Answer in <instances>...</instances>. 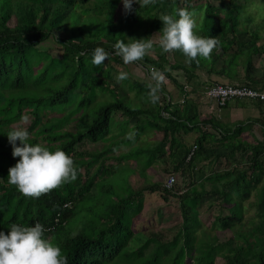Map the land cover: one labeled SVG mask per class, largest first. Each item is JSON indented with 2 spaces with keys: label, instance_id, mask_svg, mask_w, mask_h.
Here are the masks:
<instances>
[{
  "label": "trees",
  "instance_id": "1",
  "mask_svg": "<svg viewBox=\"0 0 264 264\" xmlns=\"http://www.w3.org/2000/svg\"><path fill=\"white\" fill-rule=\"evenodd\" d=\"M236 1L156 0L147 6L134 3L133 10L126 11L125 15L131 19L126 20L118 15L122 0H0V230L7 232L12 223L48 224L60 211L61 222L53 231L45 233L48 238L74 214L76 202L91 194L97 180L114 169L112 164L104 167L102 163L106 159L114 157L118 163L137 159L146 168L169 158L172 171L188 182L181 186L177 180L170 190L160 183L150 184L119 196L108 205L111 214H95L94 221L88 222L93 226L89 235L70 232L62 241L68 264L109 263L123 248L121 235L133 234L132 217L127 208L134 206L143 194L156 191L164 201L175 198L180 221L144 231V240L142 233L137 232L135 264H264V121L250 119L263 126L262 137L250 143L240 136L243 125L238 120L223 123L214 115H201L199 110L201 94L212 83H218L207 84L211 78H226L230 81L223 83L264 90V35L260 36L252 28L240 32L243 6ZM194 2L202 3L205 12L197 24L198 34L215 36L227 45L219 51L214 48L209 58L198 57L199 62H189L182 51L174 50L181 52L175 53L184 58L180 61H185L188 67L179 60H170V52L160 48L154 56L146 54L142 60L130 63L139 64L147 75L152 69L163 71L166 79L180 91V98L173 100L161 88L160 99L155 104L148 96L145 103L132 105L124 89L101 76L98 66L92 64L97 38L102 44L99 46L112 53L108 59L125 64L113 47L120 39L132 40L126 38L125 28L136 23L150 36L159 37L163 28L159 17L175 14L179 8L192 11ZM222 4L227 5L228 15L221 12ZM51 39L63 52L54 54L40 47ZM256 57L261 60L260 66ZM169 70H182L184 82H179ZM199 71L207 78H202ZM62 79L65 82L61 83ZM56 80L61 85L54 88ZM135 83L138 88L144 87L142 83ZM77 87L110 91L115 98L100 105L90 121L83 115L76 118L80 111L56 110L69 101ZM144 91L148 95L149 85ZM89 102L90 99L82 101L78 107ZM253 103L264 114V99H255ZM48 113L51 115L47 116ZM117 113L121 120L115 119ZM25 115L30 117L27 128L32 135L31 142L62 148L74 158L78 169L76 180L38 198L26 197L14 184L8 183L7 177L9 167L19 159L12 155L7 132ZM130 120L134 122V138L112 134L111 122L123 126ZM148 128L158 130L160 139L134 151L114 154L120 146L135 142ZM191 132L195 138L188 146L181 137ZM85 141L102 142L103 147L77 151L78 145ZM191 150L193 153L187 159ZM221 160L227 162V168L193 178L192 170L200 162ZM94 165L95 170L83 179L80 169L87 171ZM69 200L72 207L62 208ZM205 200L207 206L216 210L209 225L200 218V207ZM124 221L127 226L123 225Z\"/></svg>",
  "mask_w": 264,
  "mask_h": 264
},
{
  "label": "rangeland",
  "instance_id": "2",
  "mask_svg": "<svg viewBox=\"0 0 264 264\" xmlns=\"http://www.w3.org/2000/svg\"><path fill=\"white\" fill-rule=\"evenodd\" d=\"M201 2V1H199ZM237 4L242 5L243 9L241 10V25H239V28L241 29L240 32H243L245 30L253 29L260 36L264 35V4L261 0H237ZM245 5V6H244ZM192 11L195 12L196 18H197V24L200 23L202 20L205 12L204 5L196 4L194 2ZM118 15L121 17H125L127 15L123 3L121 2L118 6ZM221 12L225 15H228V9L226 4L221 5ZM153 13V11H152ZM119 18V16H118ZM122 19V18H120ZM123 19L130 20L131 16L125 17ZM250 19V20H248ZM224 25L227 23L223 22ZM249 32V31H247ZM125 36L126 38L131 37L132 39L136 38H151L154 40L158 39V36H150L147 34V32L144 31V27L140 26L136 23H133L130 27L125 28ZM95 40L96 45H102L100 43L99 38ZM77 40V39H75ZM104 44V43H103ZM227 45L226 42H220L219 46L217 47L218 51L221 50V47H224ZM158 46V45H157ZM155 46L152 50H150L147 54L150 56H154L156 51H159V47ZM42 49H47L50 52L57 54L59 52H63V49L58 44H55L52 39L48 40L47 42L40 45ZM181 54V52L178 51H172L170 52L169 59L172 61H180V59H184L183 57H180L178 54ZM181 62V61H180ZM185 62V61H184ZM184 66L188 67L187 63H184ZM256 62L261 65V60L256 57ZM167 67V65H165ZM98 73L102 76H104L105 79L111 80L112 83L116 84L117 86H121L124 89V92L127 94V97L132 103V105L141 104L142 102H146L148 99L147 92L144 91V89L150 85L151 83H154L151 77V73L153 70L150 71V74H145L142 67L132 64H123V63H115L114 61L110 59H106L105 62L98 66ZM120 71H127L129 73V76L121 81H118L116 79L117 74ZM169 72L176 77V79L179 82H184V74L181 70H169ZM202 78H207L202 72L199 71L198 73ZM66 79H62L61 83L65 82ZM55 83H58L57 85L54 83V88L59 87L60 80L54 81ZM142 83L144 87L138 88L136 86V83ZM240 82V81H237ZM211 82L209 81L210 84ZM241 83V82H240ZM162 89L169 94V96L172 97L173 100H177L180 97V91L178 88H176L174 85H172L167 79L162 85ZM115 98V95L108 91V92H102L99 88L94 89L93 91L85 89V87H77L68 98L69 101L65 102L62 106H57L56 110H64L63 112H71L74 113L76 111H80V115H78L76 118H79L80 116H84V119H88V121L91 120L96 110L99 108L100 105L106 104L110 101H112ZM87 99H90V102L84 106H79L80 102H87ZM246 100V101H244ZM126 101V100H125ZM254 100H248V99H242V100H234L229 103V109L230 107H233L232 110H238L240 109L244 114L241 116H233L232 122H235L238 120V122H241L243 125V130L241 133V137L246 140L247 142L253 143L256 138L262 137V129L263 126L261 124L252 122L250 119H257L261 118L264 121V114L262 112H259L256 110H250V109H244V106L242 103L248 104L247 106H251V103H253ZM134 103V104H133ZM199 105H201L202 110L201 115L208 116L209 113L205 112L204 110L206 107L210 106V103L205 99L204 93L201 94ZM239 106V107H238ZM243 106V107H242ZM223 109V110H222ZM219 111L224 112V106L220 107L218 109ZM213 112V111H211ZM213 113H211L212 115ZM51 113H48L47 116H50ZM116 120H121L119 113L115 114ZM218 116H220L218 114ZM24 117H27L26 120L21 119L17 123L13 124L14 127L16 126H26L30 122V117L28 115H25ZM218 118V117H217ZM220 119V118H219ZM252 122V123H251ZM230 123V122H229ZM71 124V123H70ZM68 124V125H70ZM67 125V126H68ZM69 128H73V125L71 124ZM134 129V122L128 121L125 125H121L119 123H112L111 122V130L112 134L116 137L121 136H127V133L133 131ZM161 137V133L158 130H152L150 128L145 129L142 134L139 136L135 142L132 144L126 145V146H120L116 149L114 154H119L122 151H127L131 149V151H134L135 148H139L140 146H146L151 143L152 140H158ZM32 138V135L30 139ZM195 138V133L191 132L189 134H184L181 139L185 141V143L188 146H191L193 144V140ZM103 147L102 142H90L85 141L84 143H81L77 147V151H94L99 150ZM221 152H224V149L220 150ZM134 157V156H133ZM145 160V159H144ZM122 163H118L117 160L113 158L106 159L102 164L107 167H109L110 164L114 166V169L110 171L109 173H106L105 175L101 176L98 180L96 185H94L93 188H91L90 193L86 194L85 197L79 199L74 207V214L69 216V218L65 221L64 225L62 226L59 231L51 234L48 239H50L53 243L58 244L60 247L62 245V241H64L67 237V235L70 232L79 233L83 232L86 235H89L90 228L93 226L88 225L89 221H94L92 219L95 218V214H105V212H109L108 205L112 204L117 200L119 196L128 195L130 191L137 192L138 190H141L147 186H150V184H162L165 176L170 172L172 173V166L170 163L169 158L163 159L159 162H156L149 167L143 168L142 164H140V161L137 159H127L121 161ZM227 162L224 160L214 162V161H202L199 164H197L196 168H198V173L196 172V168H193L192 175L193 178H201L203 175L209 174L210 172H213L214 170H223L227 168ZM106 167V168H107ZM96 168V165L92 166L87 171L84 169H80L81 174L83 176V179L91 174ZM175 173L176 181L181 182V186L186 184L188 181L183 178L182 175L179 173ZM198 176V177H197ZM207 201L202 204L200 207V218L203 221L205 225H209L213 219V216L216 213L215 207L207 206ZM127 213L129 216L132 217V221L130 224V228L132 225L133 228V234L125 236L124 233L126 231L124 230L123 234L119 238V240H123V248L122 250L114 255L112 260L109 263L106 264H135L134 259L136 258L134 252L138 245V241L136 239L137 232L142 233L143 236H141V239H145L144 237V231L149 230L150 228H163L168 227L177 221H180V213H179V207L178 203L175 201V198L169 197L168 200L164 201L160 197V192L156 191L154 193H145L143 194L134 204V206L127 208ZM109 214H111L109 212ZM107 215V214H106ZM128 216V217H129ZM131 220V219H130ZM123 225L127 226V221L122 222ZM130 228H128L130 230ZM131 228V229H132ZM220 237H224L222 233L219 234ZM62 249V247H61ZM63 251V250H62Z\"/></svg>",
  "mask_w": 264,
  "mask_h": 264
},
{
  "label": "clouds",
  "instance_id": "3",
  "mask_svg": "<svg viewBox=\"0 0 264 264\" xmlns=\"http://www.w3.org/2000/svg\"><path fill=\"white\" fill-rule=\"evenodd\" d=\"M122 3L125 11H132L134 3L147 6L155 4L156 0H122ZM159 18L163 21V28L157 40L136 38L125 42L120 39L114 44L115 54L121 56L125 64L142 60L157 45L164 52L180 50L189 62H199L198 57L209 58L212 50L220 44L215 36L198 34L196 14L188 8H179L175 14L165 13ZM111 54L102 46L95 47L92 64L102 65ZM128 76L127 71H120L116 79L121 81ZM151 77L154 83L149 85L148 96L155 104L160 99L158 93L166 76L163 71L153 70ZM22 119L26 120L27 117ZM127 136L132 139L135 132L131 131ZM7 137L12 145V155L19 157L8 169V183L14 184L26 197L38 198L53 188L77 179L78 169L74 158L62 148L53 149L43 143H32L31 133L26 126L11 128ZM72 204V201H66L62 208H71ZM61 215L58 211L51 222L44 225L40 222L33 225L12 223L7 232L0 230V264H68V257L61 247L45 235L60 224Z\"/></svg>",
  "mask_w": 264,
  "mask_h": 264
},
{
  "label": "built area",
  "instance_id": "4",
  "mask_svg": "<svg viewBox=\"0 0 264 264\" xmlns=\"http://www.w3.org/2000/svg\"><path fill=\"white\" fill-rule=\"evenodd\" d=\"M204 97L208 102H212V107L217 106L221 107L226 105L232 100H255V99H264V90H258L256 88L244 85V84H231V83H213L208 86L204 91ZM182 101V100H181ZM164 116H167V113H163ZM193 149V148H192ZM193 153L191 150L187 159ZM176 183V176L173 173H168L165 176V179L162 185L167 189H172Z\"/></svg>",
  "mask_w": 264,
  "mask_h": 264
},
{
  "label": "crops",
  "instance_id": "5",
  "mask_svg": "<svg viewBox=\"0 0 264 264\" xmlns=\"http://www.w3.org/2000/svg\"><path fill=\"white\" fill-rule=\"evenodd\" d=\"M204 80H207V79H204ZM210 82H227V81H230L229 79H226V78H218V79H214V78H211V80H209ZM234 101V100H233ZM236 101H238V100H236ZM244 101H246V100H244ZM232 102V101H231ZM210 103V106H208V107H206V109L204 110L205 112H207V113H209V114H211V113H213L212 115H214L215 117H218V119L220 118V120L223 122V123H231L232 121L231 120H233V116H238V115H242V114H244V112H242L240 109H238V110H232V108L233 107H235V106H233V107H230L231 109L230 110H228L229 109V103L224 107V109H225V111L224 112H222V111H219L218 109H220V108H217V107H212V105H211V103L212 102H209ZM245 103V102H244ZM244 105H246V106H244V109H250V110H256L257 109V111H259L260 112V108L259 107H257L254 103H251L250 105H252L253 107H251V106H247L248 104H244ZM239 107V106H238ZM243 107V106H242ZM199 110H202V107H201V105H199ZM223 110V109H222ZM211 111H213V112H211ZM218 114L220 115V116H218Z\"/></svg>",
  "mask_w": 264,
  "mask_h": 264
},
{
  "label": "bare ground",
  "instance_id": "6",
  "mask_svg": "<svg viewBox=\"0 0 264 264\" xmlns=\"http://www.w3.org/2000/svg\"><path fill=\"white\" fill-rule=\"evenodd\" d=\"M198 141H199V140H198ZM198 141H197V142H198ZM129 151H130V150H129ZM198 160H199V159H198ZM229 198H230V197H229ZM134 203H135V202H134ZM115 224H116V223H115Z\"/></svg>",
  "mask_w": 264,
  "mask_h": 264
}]
</instances>
